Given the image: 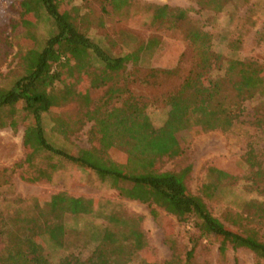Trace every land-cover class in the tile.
I'll use <instances>...</instances> for the list:
<instances>
[{
	"label": "rangeland",
	"instance_id": "1",
	"mask_svg": "<svg viewBox=\"0 0 264 264\" xmlns=\"http://www.w3.org/2000/svg\"><path fill=\"white\" fill-rule=\"evenodd\" d=\"M19 1L0 0V89L10 87L22 74L20 57L39 50L52 31V23L43 13L19 14ZM126 1L118 11L105 0H70L62 8L84 16L88 37L111 55L129 56L120 82L146 105L155 127L162 126L167 118L166 96L189 72L202 66L197 45L189 37L193 31L209 37L207 65L214 78H222L230 62L251 63L259 71L262 82L249 98L237 99L228 87V105L239 114L228 131L198 136L181 132L177 134L181 155L154 160L153 168L160 172L188 168V192L201 197L218 222L235 231L253 230L264 241V0ZM157 6L185 10L187 17L177 23L165 20L155 24L153 8ZM79 57L80 65L67 71L59 89L65 101L43 115V127L53 145L82 154L100 145L89 135L91 122L84 121L82 126L75 122L90 114L93 102L104 95L110 82L108 76H92L90 59ZM152 70L172 74L154 75L159 78L154 84L150 77L145 82ZM15 121V131L0 129V216H31L38 211L35 199L58 193L92 203L91 214L63 218L68 233L64 250L47 249L54 261L70 253L86 258L107 227L114 232L116 227L120 232L133 227L143 234L144 244L131 259H123V264H167L173 257L177 264H264L245 249L229 248L221 255L218 244L199 239L194 222H178L163 209L126 199L94 172L57 157L48 159L41 154L33 166L12 169L24 160L23 135L28 125L23 113H18ZM126 153L123 142L105 150L108 158L124 166ZM39 170L43 175L38 181L24 179L38 176ZM109 217L126 224L115 226L108 223ZM2 246L0 239V250Z\"/></svg>",
	"mask_w": 264,
	"mask_h": 264
},
{
	"label": "trees",
	"instance_id": "2",
	"mask_svg": "<svg viewBox=\"0 0 264 264\" xmlns=\"http://www.w3.org/2000/svg\"><path fill=\"white\" fill-rule=\"evenodd\" d=\"M69 1L21 0L17 3L21 15L43 13L51 21L52 31L39 50L28 51L20 57L22 74L10 87L0 89V129L9 127L15 131V116L18 113H23L24 119L28 120L23 135L25 157L12 169L24 164L33 166L35 158L41 154L48 159L57 157L94 172L102 182H110L126 199L163 209L175 216L178 222H194L199 239L218 244L221 255L229 248L245 249L257 260L264 261V241L255 231H235L223 226L210 214L201 197L188 192V168L179 172H160L153 168L154 160L175 159L181 155L177 139V134L181 132L188 131L198 136L209 131H228L239 115L237 109L228 105V87L237 99L249 98L262 82L259 71L251 63L230 62L225 75L220 79L214 78L210 65H207L209 37L193 31L189 37L192 44L197 45L202 66L189 72L181 84L166 96L167 118L162 126L155 127L146 113V105L129 91L125 83L120 82V73L129 56H113L91 40L88 37V20L78 16L74 10L62 8ZM106 1L113 11L121 10L127 4L126 0ZM186 17L185 10L168 6L153 8L155 24L161 25L165 20L177 23ZM79 56L90 59L88 67L92 69V76H108L110 82L104 95L93 102L90 114H83L75 122V125L81 126L84 121L91 122L89 135L100 145L99 149L92 148L82 154L53 145L43 127V115L65 101L59 89L67 71L80 65L77 62ZM158 74L169 76L172 72L152 70L145 82L150 77L154 84L158 78L156 76L155 79L154 75ZM120 142L127 147L126 166L112 161L105 154L107 148ZM42 175L43 171L39 170L38 176H24V179L36 182ZM121 184L125 187H120ZM35 203L38 211L31 216H0L3 245L0 264H123V259L128 261L143 247V234L135 228L120 232L116 227L114 232L107 227L86 258L70 253L54 261L47 249L64 250L68 233L63 218L66 215L91 214L92 203L63 193L37 198ZM108 223L115 226L126 224L116 217H109ZM177 260L173 257L167 264H177Z\"/></svg>",
	"mask_w": 264,
	"mask_h": 264
}]
</instances>
